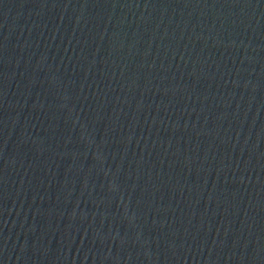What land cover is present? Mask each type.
<instances>
[{
    "label": "water",
    "instance_id": "95a60500",
    "mask_svg": "<svg viewBox=\"0 0 264 264\" xmlns=\"http://www.w3.org/2000/svg\"><path fill=\"white\" fill-rule=\"evenodd\" d=\"M0 264H264V0H0Z\"/></svg>",
    "mask_w": 264,
    "mask_h": 264
}]
</instances>
